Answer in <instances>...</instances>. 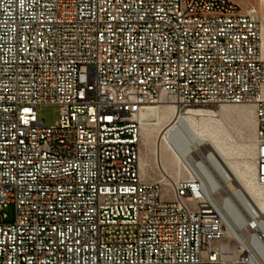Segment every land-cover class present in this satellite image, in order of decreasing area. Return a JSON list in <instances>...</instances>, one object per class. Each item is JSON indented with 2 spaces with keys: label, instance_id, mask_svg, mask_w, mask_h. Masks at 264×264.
Listing matches in <instances>:
<instances>
[{
  "label": "built area",
  "instance_id": "1",
  "mask_svg": "<svg viewBox=\"0 0 264 264\" xmlns=\"http://www.w3.org/2000/svg\"><path fill=\"white\" fill-rule=\"evenodd\" d=\"M261 35L229 0H0V264H264V209L140 170L147 108L246 105L264 188Z\"/></svg>",
  "mask_w": 264,
  "mask_h": 264
},
{
  "label": "bare ground",
  "instance_id": "2",
  "mask_svg": "<svg viewBox=\"0 0 264 264\" xmlns=\"http://www.w3.org/2000/svg\"><path fill=\"white\" fill-rule=\"evenodd\" d=\"M260 49L264 58V29ZM204 115L205 111L200 109L182 112L173 104H159L143 111L140 122L149 133L151 126H162L154 151L155 164L162 176L173 183L175 179L170 171L176 165L191 177L199 178L210 201L233 229L243 222L241 207L245 203L264 209V188L256 184L255 178L254 145L250 150L253 166L248 165L246 171L238 172L225 157L226 149L218 128L214 124H197L198 117ZM145 166L140 158L142 172Z\"/></svg>",
  "mask_w": 264,
  "mask_h": 264
},
{
  "label": "rangeland",
  "instance_id": "3",
  "mask_svg": "<svg viewBox=\"0 0 264 264\" xmlns=\"http://www.w3.org/2000/svg\"><path fill=\"white\" fill-rule=\"evenodd\" d=\"M242 11H255L260 20L262 32L264 29V2L262 0H229ZM194 109V108H193ZM205 111L204 116L198 117L197 124H214L218 131L224 148L226 159L238 172L247 170L248 165L253 166V156L250 154L254 144L255 115L252 106L246 105H221L216 107L195 108ZM185 112V111H182ZM209 114V115H207ZM57 107H42L37 111V118L44 123L45 127H51L59 120ZM205 120V121H204ZM161 124L151 126L150 133L142 125L140 158L145 163V171L141 173L148 180L161 179L163 176L155 164V146ZM231 149V150H230ZM228 150V151H227ZM253 159V160H251ZM175 180L189 178L190 174L184 168L173 166L170 171ZM178 174V175H177ZM10 220L13 219V209L8 211Z\"/></svg>",
  "mask_w": 264,
  "mask_h": 264
}]
</instances>
